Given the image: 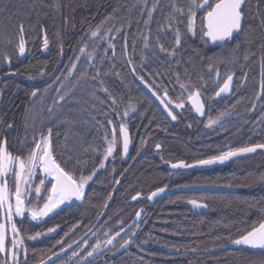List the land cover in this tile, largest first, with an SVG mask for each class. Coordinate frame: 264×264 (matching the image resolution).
Wrapping results in <instances>:
<instances>
[{
    "label": "trees",
    "instance_id": "16d2710c",
    "mask_svg": "<svg viewBox=\"0 0 264 264\" xmlns=\"http://www.w3.org/2000/svg\"><path fill=\"white\" fill-rule=\"evenodd\" d=\"M177 2L183 5L184 0ZM170 3L171 0H161L153 12V20L145 26L147 10L156 4V0H140L139 3L137 0H27L25 6L24 0H0V77L15 74V77L0 82V121L3 122L0 140L6 139L11 154L27 157L34 146L33 136L39 139V133L46 135L51 127L54 158L62 167L77 179L96 171L87 187L86 197L80 203L62 209L38 225L28 217L15 222L27 250V259L24 256L19 264H40L61 247L72 244L96 224L111 197L113 200L98 227L86 243L74 251L78 252L85 244L88 247L70 264H85L80 262L81 259L97 241L101 243L102 252L95 259L88 260L92 264H264V253L227 248L234 239L264 222V153L258 152L224 167L187 175H170L166 167L159 168L149 158L145 159L155 155L154 148L158 144L161 147L159 156L164 161L191 163L210 158L212 151L238 140L235 149L264 143V96L257 98L264 92L261 88L264 83L261 53L264 49L260 48L264 43V30L260 28L264 3L247 1L244 31L220 48L212 47L204 39V15L198 10L195 34L187 33L186 22L181 24L185 33L182 45L174 57H169L159 51L157 37L167 49L175 47L174 31H167L166 35L161 31L167 28L165 20L171 10ZM24 14L29 17L25 18ZM21 24L29 53L24 62H20L18 54ZM97 27L103 33V39L91 37ZM144 36L149 37V48L144 47ZM81 47L85 48V54L80 52ZM87 53L91 54V63H88ZM5 56L8 60L4 59ZM78 56L79 61L76 60ZM104 61H109L108 68L104 67ZM60 62L61 69L56 76L59 79L55 78L40 89L39 98L30 104L33 92L30 85L48 80ZM74 62L80 69L92 66L90 78L97 71L100 74L95 84L84 83L96 108L86 115H79L88 128L75 132L80 139H76V143L67 126L50 122L40 128L30 122L32 115L45 105L47 90L64 79ZM133 68L160 96L167 88L169 97L180 102L183 93L185 107L176 127H171L161 117L139 89ZM78 73L83 77L82 70ZM229 74L235 77L233 93L217 99L218 86ZM100 81L115 97V106L108 92L101 89ZM188 81L191 82L188 91L200 90L207 112L206 121H218L212 133H208L203 121L191 114L187 104L188 91L180 88V82ZM157 85L161 87L157 88ZM100 100L104 103L101 104ZM129 104L136 110L124 120ZM65 108L72 109V106L65 105ZM8 123L13 124L11 129H7ZM107 124H113L115 129L121 124L126 125L132 137L133 156L149 143L151 137H156L148 144V154L124 178L116 192L113 189L121 175L119 171L123 169L119 154L112 159L115 172L112 169L98 171L104 156L105 130H109L105 127ZM25 140L27 143H22ZM187 185L215 189L195 195L207 205L206 213L200 217L184 206V200L189 199L187 194H176L155 205L147 202L148 194L155 189L168 186L173 190ZM138 195L142 201L133 200ZM141 207L146 208L147 213L140 227L103 252L104 241L126 227ZM49 228L56 231L48 232ZM106 232L108 237L104 235ZM37 233L41 235L35 240L29 239ZM126 239L132 242L123 250L120 245ZM142 243L148 248L143 249ZM163 248L174 249L177 254L165 253ZM72 253L57 264H68Z\"/></svg>",
    "mask_w": 264,
    "mask_h": 264
},
{
    "label": "snow or ice",
    "instance_id": "6c2138e0",
    "mask_svg": "<svg viewBox=\"0 0 264 264\" xmlns=\"http://www.w3.org/2000/svg\"><path fill=\"white\" fill-rule=\"evenodd\" d=\"M140 0H137L139 3ZM161 0H156V4L153 5L151 9L147 10L148 19L144 20L145 26H147L153 20V12L156 10L157 5H159ZM247 3V0H216L213 4L210 0H184L183 5L179 4L177 0H171L169 4L170 11L166 15L165 24L167 25L166 29H161V31L167 34V31H174V40L175 47L171 50L167 49L160 40V37H157V46L159 47V51L161 53H166L169 57H174L176 54V50L181 47L182 40L185 33L180 28L181 24H185L186 22V30L187 33L195 34V19L197 15V11L200 9H204L206 11V15L203 17L204 25H203V35L208 37L213 42H220L224 44L228 41L235 39L234 34H240L244 31V5ZM264 3V0H257V4ZM135 7V5H133ZM259 15V13H258ZM139 23V21H137ZM260 28L264 30V16L260 17ZM120 31V29H117ZM24 32L23 24L20 25V33L21 35ZM99 34V36H98ZM91 37L103 39V33L100 31V27H97L96 30L91 32ZM118 37H111L110 39H117ZM145 40L144 47L149 48V37L144 36ZM45 43L47 41L45 40ZM95 43V41H93ZM110 47H114V45L109 44ZM261 49H264V43L260 45ZM25 52V43L23 39L19 42V53L23 55ZM80 52L85 54V48L81 47ZM88 61L91 63V54L87 53ZM249 57L246 55L245 60ZM5 60H8V57H4ZM81 58L78 56L76 60L79 61ZM261 60L264 62V52L261 53ZM178 63V62H177ZM77 69V63H72L71 67L68 69L67 75L64 76V81L69 80L70 77L73 76L74 70ZM211 70V69H210ZM81 75H84L83 73ZM99 71H97L95 76H92L91 79L97 80L99 77ZM133 75L136 76L137 79L140 80L141 84L148 89L149 92L152 93L158 100H160L161 104L164 106V111L167 113L169 117L173 121L177 119V115L174 114L173 110H171L168 105H172L174 109H183L185 107L181 93L180 102H174L168 95L167 88H164V96L161 97L156 90L153 89L151 85H149L143 78V76L138 75L135 72V68H133ZM217 76L219 77V73L217 72ZM59 79V78H56ZM178 82L180 81L179 76L177 77ZM233 81V75H227V78L224 79L222 85L218 86V91H216L215 95L219 97L222 93H227L230 90L231 84ZM190 81L188 82H180V88L182 90L188 91ZM95 87V85H93ZM100 87L103 91L108 92L109 98L112 100V105H116V99L112 96V93L108 91L107 88L103 86V81H100ZM161 87V85H157V88ZM261 88L264 89V83L261 84ZM65 89V84L63 82L60 83V86L56 88V92L59 94V99L55 101V104L59 105L60 101L70 102L67 98L70 96L72 89ZM32 96L36 97L37 92L33 91ZM264 96V92L258 95V99ZM188 101L192 104V109L200 115L204 114V104L200 100V90L196 89L193 91H188ZM100 103L103 104L104 101L100 100ZM255 107V105H253ZM135 106L132 104L128 105V108L124 112V116H128L129 112H134ZM50 115H54L53 109H48ZM223 115V114H222ZM63 122V121H62ZM218 121H210L209 124H206L205 127H211L213 124ZM111 123V121H109ZM0 126H3V122L0 121ZM7 129H11L13 124L8 123ZM120 134L123 141V152L127 154L129 147V135L125 124H121L120 126ZM52 137V128L48 129V134L44 135L43 133H39V139L33 136V147L30 149V153L27 157H21L18 155L11 154L6 147V139L0 140V215L4 216L7 224L11 225V232L13 234V249H17L22 241L15 239L21 235L19 229L17 228L16 223L13 222V215L23 218L24 214L27 213L28 216L31 217L33 221L41 220L44 217H47L50 213H52L56 208H58L61 204H64L65 201L71 200L75 198L76 200H83L86 197L85 188L89 185V181L93 180V177L96 175V171H94L91 175H81L79 179H77L71 171L66 170L61 166L60 163L56 161L53 153V145L51 142ZM22 143H27V141H23ZM117 143V137L114 135L113 139L108 142L106 148V155L104 156V160H106L109 156L112 155L114 146ZM157 148H160V145H156ZM257 149H264V143H257L251 146L241 147L236 149L235 151H227L223 152L220 155L212 156L209 159H200L195 161L194 164H186L183 161L179 163L171 164V168L173 169H183V168H192L197 166H207L213 165L217 163H223L231 157H236L245 153H254ZM95 150V149H93ZM100 167H104L103 160L100 162ZM37 169H39L40 173L43 175L39 179V185H34L32 178L36 176ZM14 176L15 178V192L10 193L9 191V183L8 178ZM50 178V179H49ZM50 184L51 187H47ZM34 190L35 197L34 199H28V196ZM164 188H160L158 192H153L148 196L149 200H152L153 197L157 196L159 193L164 192ZM47 193V195H45ZM15 197V205L10 202L11 196ZM137 199V197H133V200ZM41 200L43 201L42 207L40 206ZM35 202L34 207H28L26 205H32ZM189 203L193 204L194 207L202 208L206 207L204 204L197 203L195 200L189 201ZM5 206H7V210L5 211ZM13 207L15 208V213L13 214ZM137 219L141 217V213H136ZM138 226V225H137ZM5 227L4 223H0V252L5 251ZM55 228H49L48 232H55ZM40 233H37L35 236H30L29 239L35 240ZM105 237H108L109 234L104 233ZM120 235V231H117L115 236L108 238L104 241V246L113 244V241L117 236ZM132 235H135L133 233ZM131 239H126L120 245L121 248L126 247L131 243ZM59 243H63L60 241ZM86 243V242H85ZM235 245H247L251 248H259L264 249V222L259 224V227L253 228L246 235L241 236L238 239H234L232 241ZM68 248H72V244L67 245ZM25 260L27 259V250L25 249ZM61 252L66 251L65 248L61 247ZM102 252L101 243L97 241V243L91 247V250L87 252V257L96 258ZM18 252L11 251L10 258L14 262V264H19L18 261ZM73 256L78 255L76 251H73ZM53 256H57L59 258L58 253H53ZM48 260H52V256L48 257ZM44 264V262H41ZM53 264L55 262L53 261ZM85 264H92V261L85 260Z\"/></svg>",
    "mask_w": 264,
    "mask_h": 264
},
{
    "label": "rangeland",
    "instance_id": "374dc122",
    "mask_svg": "<svg viewBox=\"0 0 264 264\" xmlns=\"http://www.w3.org/2000/svg\"><path fill=\"white\" fill-rule=\"evenodd\" d=\"M26 2H27V0H24V6H25ZM24 17H25V14H24ZM28 17H25V18H28ZM103 65L105 68H108L110 63H109V61H104ZM92 68H93L92 66H89V67H85L84 69H80V67L78 65L77 69L74 70L73 76L70 77L69 80L64 81V79H63L56 86H53L51 89L47 90V93H45L46 96L44 98L45 102L43 103V105L44 104L45 105L42 108H40L37 112H35L36 114L32 115V119L30 120V122L37 124L38 127H40V128L43 127L44 125H46L47 123H50V122L56 123L57 122L56 124H58L60 126H67L70 129L71 138L73 139L74 143H76V139L80 140L75 136L76 135L75 132L82 131L84 129H87L88 127L85 123H83L80 120L79 115H81V114L86 115L87 112H89V111L91 112L92 109L96 108L95 104L93 103V101L90 98V95L86 93V86H85V84L89 85V86H90V84H93V83L95 84V80L91 79L89 76V72H91ZM80 70L83 71V74H84L83 77L79 76L78 71H80ZM61 82H63L65 84V89H63L62 91L70 88V89H72V92H71L70 96L67 98L68 100H70V102L60 101L59 105H57V104H55V101H57L59 99V94L56 92L55 89L60 86ZM82 96H86V98H83ZM65 105L72 106V109L66 110ZM40 106H42V103ZM49 108L53 109L54 115H50V113L48 111ZM134 112H129L128 116L124 117V120H126L129 116H132L134 114ZM207 124H209V123H207ZM215 126H218V123H215L211 127H207V128L209 131H211L215 128ZM73 135H74V137H73ZM115 146H114L113 152L115 150ZM111 156H109L106 160H108ZM42 175H43V173H40L39 169H37L36 176L32 178L34 185H39V179ZM8 183L10 186L9 187L10 193H14L15 192V178H14V176H11L10 178H8ZM89 183H90V181H89ZM47 187L50 188L51 185L48 184ZM87 187L88 186H86V188H85V192L87 190ZM45 195H47V193H45ZM34 197H35V192L33 190L32 193L28 196V199H34ZM10 202L13 204V206L15 205L14 195L11 196ZM41 202L43 204L42 200H41ZM26 206L34 207L35 202L32 204V206L31 205H26ZM41 207H42V205H41ZM65 207H66L65 203L61 204L58 208H56L47 217H44L38 221H33L31 219V217L28 216L27 213L24 214L23 218L13 215V222L15 223L16 221H20V220H23L25 217H28L33 222V224L38 225V224L43 223L45 220H47L48 218H50L55 213H57L58 211L62 210ZM6 210H7V206H5V211ZM14 213H15V208L13 207V214ZM0 223H2V215H0ZM6 224H7V222H6ZM13 238L14 237H13V234L11 232V225L7 224V238L5 241V251L0 252V254L3 257V263L2 264H14V262L10 258V252L11 251H17L18 252V254H19L18 255V261L19 262L25 256V251H24L25 245L23 244L21 237L20 236L15 237V239L22 241V243L19 245V247L17 249H13V245H12ZM87 247L88 246L85 244L81 248V250H79L77 252L78 255H76V256L72 255L68 260L69 261L68 264H70L72 262V260H74L76 257L81 255V253ZM90 259H93V258L87 257V255H86L81 259L80 262H85V260H90Z\"/></svg>",
    "mask_w": 264,
    "mask_h": 264
},
{
    "label": "flooded vegetation",
    "instance_id": "af4514ba",
    "mask_svg": "<svg viewBox=\"0 0 264 264\" xmlns=\"http://www.w3.org/2000/svg\"><path fill=\"white\" fill-rule=\"evenodd\" d=\"M215 1V0H214ZM214 1H213V4H214ZM248 1V0H247ZM246 6V5H245ZM245 8V7H244ZM204 16L206 15V12L203 14ZM237 35L238 34H236L235 35V38L237 37ZM45 40V39H44ZM227 43V42H226ZM225 43V44H226ZM225 44L224 45H222V46H225ZM211 45V44H210ZM212 46V45H211ZM221 46V47H222ZM213 47V46H212ZM220 48V47H219ZM18 54H19V51H18ZM29 57V53H28V50H27V46H26V58H28ZM26 58H25V60H26ZM19 59H20V57H19ZM25 60H23V61H21L20 60V62H24ZM57 70V69H56ZM234 77V76H233ZM235 78V77H234ZM139 80V79H138ZM137 82V81H136ZM48 86V85H47ZM42 89V88H41ZM40 96V95H39ZM162 96H164V95H162ZM161 96V97H162ZM217 97V96H216ZM201 98V97H200ZM225 98V97H224ZM218 99V98H217ZM223 99V98H222ZM201 101H202V99H201ZM202 103H203V101H202ZM187 104H188V101H187ZM189 106V105H188ZM157 110H158V108H156ZM189 109H190V111H191V114H192V116L195 118V119H197V120H200V121H203L204 122V126L207 124V123H209L210 121H206V119H207V112H206V108H205V106H204V116L203 117H197L195 114H194V112H193V110L190 108V106H189ZM179 110V113L178 114H175V115H177V119H176V123L174 124V125H172L170 122H169V120L158 110V112L160 113V115H161V117L171 126V127H176L177 126V124H178V121H179V119L181 120V115H182V109H178ZM120 126L121 125H119L118 127H117V129H115L114 128V126H113V124H107V125H105V127L106 128H108L109 130H105V134H104V156L106 155V148H107V145H108V142L109 141H111L112 139H113V136L115 135L116 137H117V143H116V146H115V150H114V152H113V154H112V156L108 159V160H104V156H103V162H104V167L103 168H99L98 169V171L99 170H102V171H104L105 169L106 170H110V169H112V171H114L115 172V165H114V162L112 161V159H113V157L115 156V154H119L118 156H119V158H120V164H121V166L123 167V169L121 170V171H119L120 173H121V175L119 176V178H118V180H117V182H116V184H115V187H114V189H113V192H116L118 189H119V187H120V185H121V183H122V181L124 180V178L127 176V175H129L131 172H133L134 171V169L136 168V167H138V165L142 162V160L145 158V156L148 154V144L149 143H152L153 142V140H154V138H156V137H151L148 141H149V143L148 144H144L140 149H139V152L137 153V155L136 156H133V154H132V150H133V144H132V137H131V134H130V131L128 130V128H127V131H128V135H129V139H130V144H131V146H130V154H129V157H128V160L125 162L124 161V157H123V145H122V140H121V134H120ZM217 126H215V128H216ZM215 128L213 129V130H211V131H209L208 130V128L206 127V129H207V131H208V133H212L214 130H215ZM109 132V133H108ZM162 136H157V138H161ZM176 139H178V140H181V141H183V139L182 138H180V137H175ZM240 140H238V141H236V142H234V143H232V144H230V145H228V146H226V147H223V148H221V149H217V150H214V151H212V153H211V156H215V155H220L221 153H223V152H227V151H235L236 149L234 148L235 147V145L239 142ZM193 149H196V148H193ZM160 151H161V147L160 148H157L156 146H155V148H154V152H155V155L154 156H148V157H146L145 159H148L149 158V160L152 162V163H154L157 167H159V168H161V167H166V169H167V171H168V173L170 174V175H172V174H175V175H183V174H198L200 171H204V170H211V169H215V168H220V167H224V166H226V165H228V164H230L231 162H233V161H231V162H228V163H226V164H224V165H222V166H216V167H212V168H208V169H200V170H191V171H188V172H173V171H170L169 170V164H173V163H179V162H181V161H178V162H167V161H164V159L163 158H161L160 156H159V153H160ZM211 158V157H210ZM206 159H209V158H206ZM238 160V159H237ZM235 161V160H234ZM184 163H186V164H194L195 163V161L194 162H191V163H188V162H186V161H183ZM114 168V169H113ZM117 171V170H116ZM194 181H192V182H188V183H193ZM198 187H206V188H211V190H208V191H189L188 189H193V188H198ZM160 188H158V189H155V190H153L152 192H150L149 194H148V196L149 195H151V193H153V192H155V191H157V190H159ZM164 189H165V191H168V192H171V195L170 196H168L167 198H164V199H162V200H157V201H151V200H149L148 199V196H147V202H148V204L149 205H155V204H157V203H160V202H162V201H165V200H168L169 198H171V197H173L174 195H176V194H184V195H189V199H186V200H184V202H183V204H184V206L194 215V216H196V217H200V216H202L204 213H206V211H207V205L202 201V200H200V199H198L197 198V196H195V195H199V194H201V193H208V192H213V191H215V189L213 188V187H210V186H203V185H187L186 187H179V188H174L173 190L172 189H169V187L167 186V187H164ZM142 197L140 196V195H138L137 196V199H136V201H142ZM113 200V199H112ZM192 200H195L197 203H200V204H204V205H206V211L205 212H202L201 214H196L189 206H188V203H189V201H192ZM181 201H183V200H181ZM108 202V201H107ZM65 205H66V207H69L70 205H73V204H68V203H66L65 202ZM65 207V208H66ZM64 209V208H63ZM106 209H107V207L105 208V211H104V215H105V213H106ZM140 210H143V216H142V218H141V220H140V222L133 228V230L134 229H137V228H139L140 227V225H141V223H142V220L144 219V217L146 216V213H147V211H146V208H144V207H141V208H139L138 209V211L137 212H139ZM61 211V210H60ZM59 212V211H58ZM57 212V213H58ZM136 212V213H137ZM135 216H136V214H135ZM135 216L133 217V219L135 218ZM132 219V220H133ZM132 230V231H133ZM125 237V236H124ZM124 237L122 238V239H124ZM134 239L133 240H137L136 239V237L134 236L133 237ZM121 239V240H122ZM120 240V241H121ZM119 241V242H120ZM141 245V247L143 248V249H147L148 248V246L146 245V244H144V243H142V244H140ZM230 245V244H229ZM228 245V246H229ZM228 246H227V248H228ZM127 247H128V245L126 246V247H124V248H122L123 250H125V249H127ZM165 248H163V251L165 252V253H168V254H177V251H175L174 249H171V248H167V249H171V250H173V253H171V252H166L165 250H164ZM228 249H230V248H228Z\"/></svg>",
    "mask_w": 264,
    "mask_h": 264
},
{
    "label": "water",
    "instance_id": "95a60500",
    "mask_svg": "<svg viewBox=\"0 0 264 264\" xmlns=\"http://www.w3.org/2000/svg\"><path fill=\"white\" fill-rule=\"evenodd\" d=\"M214 0H210V2L213 3ZM246 5V4H245ZM245 5L243 7H245ZM199 12L201 14H204L206 11L204 9H200ZM236 34H234L235 36ZM21 39H23L24 43H25V52L23 55H20L19 53V57H20V60L23 61L25 60L26 58V42L24 40V36L23 34L21 35ZM204 39L206 41H208L213 47L215 48H219L221 47L222 45L224 44H221L220 42H213L212 40H210L208 37L204 36ZM62 62V61H61ZM61 62L57 68V70L54 72V74L46 81L42 82V83H39V84H36V85H33L31 86L33 89L36 90L37 92V96L36 97H31V100H30V103L32 104L36 99L39 98V92L37 90L41 89V88H44L46 87L47 85H49L55 78L56 76L58 75L60 69H61ZM10 77H15V74L13 73H8V74H4L0 77V82H2L3 80L7 79V78H10ZM137 85L139 87V89L144 93V95L153 103V105L158 108V110L169 120V122L174 125L176 123V120L173 121L171 119V117H169L167 115V113L164 111V106L161 104L160 100H158L155 96L152 95L151 92L148 91V89L144 86V84H141L140 80H137ZM234 86H235V78L233 77V81H232V84H231V87H230V90L227 92V93H222L219 97H217L218 99H222L224 97H228L230 96L232 93H233V90H234ZM163 97V96H162ZM201 100V98H200ZM202 102V101H201ZM188 105L190 106V108L192 109V104L188 101ZM168 107L173 110L174 114H178L179 113V110L178 109H174L172 107V105H168ZM193 110V109H192ZM194 114L197 116V117H203V115H200V114H197L194 110H193ZM121 140H122V137H121ZM130 140V139H129ZM122 145H123V141H122ZM130 146L131 144L129 143V147H128V152L127 154H125L123 152V157H124V161L126 162L128 160V157H129V154H130ZM258 152H262L264 153V149H257L256 152L254 153H245V154H242V155H239V156H236V157H231L229 158L228 160L224 161L223 163H217V164H213V165H207V166H197V167H192V168H183V169H173L171 168V164H169V170L170 171H173V172H188V171H191V170H200V169H208V168H212V167H216V166H222L228 162H231V161H234V160H237V159H241V158H245L249 155H252V154H255V153H258ZM189 191H208V190H211V188H206V187H198V188H193V189H188ZM155 192H158L155 191ZM171 195V192H168V191H164L162 193H159L157 196L153 197V199L151 200L152 202L153 201H157V200H162L164 198H167L168 196ZM112 199L113 197H111L107 204H106V207L108 208L112 202ZM81 200H76L75 198H72L71 200H67L65 201L66 203L68 204H77V203H80ZM188 206L196 213V214H201L202 212H205L206 211V207H202V208H197V207H194L193 204L191 203H188ZM141 213V217L139 219H137V216H135V218L126 226L124 227L121 231H120V235L116 237V239L113 241V244L111 245H107V247L104 246V249H103V252H107L108 250H110L114 245H116L124 236H126L128 233H130L133 228L140 222L142 216H143V210H140L139 211ZM104 216V212L100 215L99 219L97 220L96 224L89 230L87 231L84 235H82L80 238H78L76 241H74L72 243V248H68L67 246L65 247L66 251L64 252H61L60 250L56 253L59 254V258L57 256H52V260H48L45 259L44 261V264H53V261L55 262V264H57L59 261H61L63 258H65L67 255H69L70 253H72L75 249H77L81 244H83L92 234L93 232L95 231V229L98 227L100 221L102 220ZM2 223H4L6 225L5 227V241H6V238H7V224H6V221L4 219V216L2 215ZM259 227V226H258ZM228 248L230 249H247V250H250L252 252H255V253H264V249H259V248H251L247 245H235L233 243H231ZM166 252H171L173 253V250L171 249H167L165 248L164 249ZM41 264V263H40Z\"/></svg>",
    "mask_w": 264,
    "mask_h": 264
},
{
    "label": "bare ground",
    "instance_id": "6f19581e",
    "mask_svg": "<svg viewBox=\"0 0 264 264\" xmlns=\"http://www.w3.org/2000/svg\"><path fill=\"white\" fill-rule=\"evenodd\" d=\"M31 86H33V85H30V88H31L33 91H36V90H35V89H33ZM37 91H38V92H39V94H40V89H39V90H37ZM31 97H32V96H31ZM30 100H31V98H30ZM36 100H37V99H36ZM36 100H35V101H36ZM35 101H34L33 103H35ZM29 102H30V101H29ZM33 103H32V104H33ZM30 104H31V103H30Z\"/></svg>",
    "mask_w": 264,
    "mask_h": 264
}]
</instances>
